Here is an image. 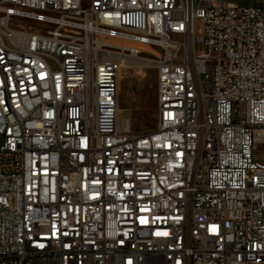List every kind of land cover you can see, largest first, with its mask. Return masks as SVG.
<instances>
[{
  "label": "built area",
  "instance_id": "1",
  "mask_svg": "<svg viewBox=\"0 0 264 264\" xmlns=\"http://www.w3.org/2000/svg\"><path fill=\"white\" fill-rule=\"evenodd\" d=\"M30 12L40 36L23 37ZM88 14L110 27L93 31ZM61 28H75L77 51L50 39ZM142 29H152L146 43L160 40L150 51L158 121L134 132L119 109L121 57L97 55L137 45ZM260 149L264 11L0 0V264H264Z\"/></svg>",
  "mask_w": 264,
  "mask_h": 264
},
{
  "label": "rangeland",
  "instance_id": "2",
  "mask_svg": "<svg viewBox=\"0 0 264 264\" xmlns=\"http://www.w3.org/2000/svg\"><path fill=\"white\" fill-rule=\"evenodd\" d=\"M225 4L260 5L264 7V0H218ZM27 28H32L28 27ZM34 29H31V31ZM144 46V45H143ZM160 49L158 45L146 44V49H140V54L133 64L124 68L119 86V109L123 116L131 121L134 132H147L156 127L158 121L156 103L157 72L154 54L150 51ZM163 56H167L163 48ZM141 57V58H140ZM148 58L146 63H139ZM139 63V64H138ZM142 64V65H141Z\"/></svg>",
  "mask_w": 264,
  "mask_h": 264
},
{
  "label": "bare ground",
  "instance_id": "3",
  "mask_svg": "<svg viewBox=\"0 0 264 264\" xmlns=\"http://www.w3.org/2000/svg\"><path fill=\"white\" fill-rule=\"evenodd\" d=\"M235 6H246L244 4H237ZM252 8H256L258 11H264V7L260 5H250ZM43 18H51L50 8H43ZM36 19H39V12H30V15L26 17L25 22H22L23 37L40 36V29L35 28ZM68 21H75V13H67ZM88 21L91 23L93 31L105 32L107 27H110V20H105V16H96V14H88ZM32 27V28H27ZM31 29H34V31ZM152 37V29L140 30L139 38H137V45H124L122 44H110L108 49L105 47H98L97 62H104L105 57H121V65L127 67L129 64H133L137 60L140 54V46L146 43V39ZM50 39H58L68 51H77L79 49V40L76 38L75 28H61L59 32H50ZM146 44L160 46L159 38H152V41H148ZM167 56L171 55V46H164ZM89 56V47H81L80 58H87ZM131 56V57H129ZM137 56V57H136ZM141 58V57H140ZM148 58H143L139 63L149 64ZM138 63V64H139ZM142 65V64H141ZM90 81H101V74L96 71H89ZM5 107L13 108L12 97H5ZM208 138V131H199V139ZM260 157L264 159V149H260Z\"/></svg>",
  "mask_w": 264,
  "mask_h": 264
}]
</instances>
